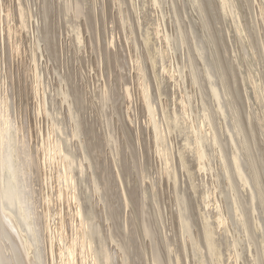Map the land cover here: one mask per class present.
Segmentation results:
<instances>
[{"label": "bare ground", "instance_id": "bare-ground-1", "mask_svg": "<svg viewBox=\"0 0 264 264\" xmlns=\"http://www.w3.org/2000/svg\"><path fill=\"white\" fill-rule=\"evenodd\" d=\"M0 264H264V0H0Z\"/></svg>", "mask_w": 264, "mask_h": 264}, {"label": "rangeland", "instance_id": "rangeland-1", "mask_svg": "<svg viewBox=\"0 0 264 264\" xmlns=\"http://www.w3.org/2000/svg\"><path fill=\"white\" fill-rule=\"evenodd\" d=\"M38 118L40 119V122L42 123V126H43V122H42L43 118H42V116H39ZM39 119H38V121H39Z\"/></svg>", "mask_w": 264, "mask_h": 264}]
</instances>
